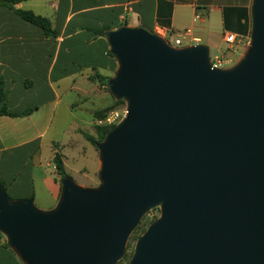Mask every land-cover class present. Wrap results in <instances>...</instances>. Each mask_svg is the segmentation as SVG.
Listing matches in <instances>:
<instances>
[{
	"label": "water",
	"instance_id": "95a60500",
	"mask_svg": "<svg viewBox=\"0 0 264 264\" xmlns=\"http://www.w3.org/2000/svg\"><path fill=\"white\" fill-rule=\"evenodd\" d=\"M252 18L231 68L143 27L107 33L127 107L98 145L100 186L66 177L44 211L0 183V232L24 264H117L156 207L130 264H264V0Z\"/></svg>",
	"mask_w": 264,
	"mask_h": 264
},
{
	"label": "crops",
	"instance_id": "0c3cea01",
	"mask_svg": "<svg viewBox=\"0 0 264 264\" xmlns=\"http://www.w3.org/2000/svg\"><path fill=\"white\" fill-rule=\"evenodd\" d=\"M254 0H20L0 3V90L11 111L0 115V180L13 200L33 198L49 211L59 203L61 182L54 162L59 143L45 140L61 104L74 113L101 95L119 69L107 33L143 27L175 47L206 45L210 57H243L252 35ZM15 9L46 17L47 35ZM234 34L235 42L227 36ZM106 96V95H105ZM107 106L116 99L111 97ZM92 101V102H91ZM94 103V102H93ZM106 106V107H107ZM57 147V148H55ZM60 152V151H59ZM63 161L65 163L64 157ZM66 166V164H65ZM67 169V168H66ZM37 207V206H36ZM0 232V264H24Z\"/></svg>",
	"mask_w": 264,
	"mask_h": 264
},
{
	"label": "rangeland",
	"instance_id": "374dc122",
	"mask_svg": "<svg viewBox=\"0 0 264 264\" xmlns=\"http://www.w3.org/2000/svg\"><path fill=\"white\" fill-rule=\"evenodd\" d=\"M171 44L175 45L174 42H171ZM241 58L242 57H226L222 61L221 68H231L236 65L241 60ZM211 59H214L213 55ZM100 94L101 95H96L95 93L92 95L94 103L92 101V103H80V101H82L83 95L73 93L72 95L68 96V101L78 102L81 104V106H79L74 113H71L69 110H67L64 104H61L57 111V116L51 131L45 140L46 151H48V147L53 149L54 143L57 142L60 144V147L55 148H57V151H60V153L63 155L67 172L69 173L70 177L78 185L91 188L98 187L101 184L99 177L101 165L100 152L98 148L93 146L87 139L84 138L80 131L95 134V125L100 123L117 125L124 118L127 107L126 104L117 106L115 111L109 114V117L106 121L100 122L95 118L96 111L109 107L107 105L109 101H111V97L116 99V97L108 89L104 91V93ZM116 112L119 113V117L115 116ZM39 204L41 205L43 203L35 202L37 208H39ZM160 215L161 208L156 207L149 210L143 216L140 224L133 231L128 240L126 252L123 258L117 264H130L138 239L147 231L149 226L160 217ZM2 235V238L7 240V236L4 233H2Z\"/></svg>",
	"mask_w": 264,
	"mask_h": 264
},
{
	"label": "trees",
	"instance_id": "16d2710c",
	"mask_svg": "<svg viewBox=\"0 0 264 264\" xmlns=\"http://www.w3.org/2000/svg\"><path fill=\"white\" fill-rule=\"evenodd\" d=\"M20 0H0V3L2 2H9V3H15ZM15 12L22 18L24 21L29 22L31 24H34L36 26L41 27L47 35H54L55 31L52 29L50 21L46 17H42L40 15L35 14L31 10H23V9H15ZM108 90L110 91L109 87ZM125 105L126 102L123 99L116 100L114 105L109 106L103 110L96 111L95 118L98 121H106L109 117V114L111 112L115 111V108L119 105ZM28 112L24 111H11L8 109V106L5 102V93L3 90H0V115H9V116H25ZM116 127V124H103L100 123L98 125H95L96 133L91 134L85 131H80V133L84 136L85 139H87L93 146L98 148L99 143L105 140L107 134ZM54 162L56 165V169L59 175V180L62 182V180L66 177H70L69 173L67 172L65 163L63 161V155L60 152H56L54 157ZM0 183L2 181L0 180ZM12 199V198H11Z\"/></svg>",
	"mask_w": 264,
	"mask_h": 264
},
{
	"label": "built area",
	"instance_id": "2783aa9c",
	"mask_svg": "<svg viewBox=\"0 0 264 264\" xmlns=\"http://www.w3.org/2000/svg\"><path fill=\"white\" fill-rule=\"evenodd\" d=\"M227 40L229 41V42H235V40H236V36L234 35V34H229L228 36H227ZM167 42L170 44V45H172L171 44V41H169V40H167ZM175 46H177V45H180L181 44V41L180 40H176L175 41ZM172 46H174V45H172ZM211 62H212V64L214 65V66H217V67H221V65H222V59H221V57L220 56H217V57H214V59L212 60L211 59ZM115 116L116 117H119V113H115ZM110 120V119H109ZM109 122H111V121H109Z\"/></svg>",
	"mask_w": 264,
	"mask_h": 264
}]
</instances>
